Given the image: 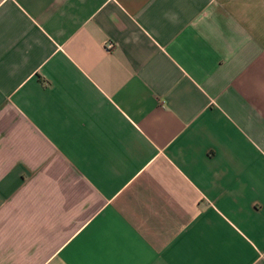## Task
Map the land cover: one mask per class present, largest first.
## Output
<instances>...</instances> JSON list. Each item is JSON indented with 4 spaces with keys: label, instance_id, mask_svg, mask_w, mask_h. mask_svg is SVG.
<instances>
[{
    "label": "crops",
    "instance_id": "0c3cea01",
    "mask_svg": "<svg viewBox=\"0 0 264 264\" xmlns=\"http://www.w3.org/2000/svg\"><path fill=\"white\" fill-rule=\"evenodd\" d=\"M0 264H264V0H0Z\"/></svg>",
    "mask_w": 264,
    "mask_h": 264
},
{
    "label": "built area",
    "instance_id": "2783aa9c",
    "mask_svg": "<svg viewBox=\"0 0 264 264\" xmlns=\"http://www.w3.org/2000/svg\"><path fill=\"white\" fill-rule=\"evenodd\" d=\"M112 47H113V45L111 43L106 44V48L111 49Z\"/></svg>",
    "mask_w": 264,
    "mask_h": 264
}]
</instances>
